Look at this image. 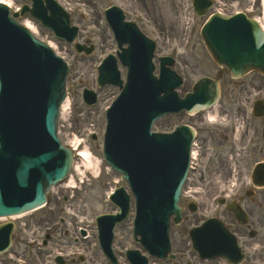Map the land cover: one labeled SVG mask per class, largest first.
I'll return each instance as SVG.
<instances>
[{"label":"water","instance_id":"obj_1","mask_svg":"<svg viewBox=\"0 0 264 264\" xmlns=\"http://www.w3.org/2000/svg\"><path fill=\"white\" fill-rule=\"evenodd\" d=\"M44 1L46 7L41 0H32L33 8L24 7L21 13L29 11L56 36L71 42L76 29L69 27L67 14L53 0ZM209 5L207 0L194 1L199 15ZM107 18L119 47L128 45L119 55L128 68V80L107 111L105 160L128 183L135 199V238L140 237L139 243L149 254L163 258L169 252V218L174 215L175 223L180 220L177 202L188 169L192 131L179 127L173 134H152L150 128L165 113L193 107L197 111L212 104L218 96V81L201 78L192 94L178 99L174 89L181 80L165 68L169 60H161L157 80L150 63L153 44L144 40L133 25L122 23L116 9L109 10ZM201 36L216 64L224 66L232 77H241L249 70L264 75V31L255 21L242 14L213 15ZM76 49L81 51L83 47L76 45ZM66 73L64 63L0 5V216L40 206L48 189L70 169L71 153L56 136ZM98 83L119 85L112 56L99 68ZM84 100L93 104L95 96L85 91ZM258 173L263 175L259 179L264 180L263 165ZM111 202L120 213L100 216L97 224L100 244L111 263L116 264L110 250L111 233L115 223L124 219L129 197L120 188ZM3 230L0 227V250L9 244V231ZM198 236L209 244L208 254L213 251L223 254L234 248L231 238L215 223L192 231L194 248L200 252ZM127 257L132 264H146L137 251H129Z\"/></svg>","mask_w":264,"mask_h":264},{"label":"rangeland","instance_id":"obj_2","mask_svg":"<svg viewBox=\"0 0 264 264\" xmlns=\"http://www.w3.org/2000/svg\"><path fill=\"white\" fill-rule=\"evenodd\" d=\"M23 1L12 0V6H16ZM217 1L216 6L218 7L216 8L218 9L219 6L222 8V3L228 4L226 8L229 14L227 15H231L236 10H244V1L246 5L254 8L255 14H248L250 17H256L258 14L259 0ZM57 2L67 10L71 11L72 9L75 11L74 13L71 12V23L79 29L78 41L87 45L92 44L94 51L88 56L77 54L72 46L56 40L49 31L40 26H35L34 35L46 43L53 45L55 52L65 60L69 69L67 92L69 94L70 105L65 116L66 119L59 120V137L62 141H67L71 136L85 139L89 151L95 158L100 160L98 173H96L98 176L91 171H86L84 177L74 173L73 177L77 183L75 190L71 188L66 189L65 187L59 188L61 190L57 194V196H68L69 201L67 203L63 201L59 202L60 200H58L57 203L56 201L54 202L55 205H58V208H54L53 211H49L46 207L45 209L13 220L14 223L20 222L23 227L24 223H26V235L30 237L25 239L19 236L18 232L16 233L9 260L14 262V259H20L21 261L24 260L22 263L25 264H42L45 255L37 253L33 246L35 243H29L28 239L31 238L32 234L33 237L36 236L38 239H41L42 236L38 235L36 231L38 225L45 227L49 224L52 225L53 230L63 235L61 237V242L63 243H72L74 237L79 238L75 247L80 251L76 254L83 255L85 260L84 262L75 260L74 264H108L98 247L94 220L97 215L111 213L114 210L106 195L111 188H116L121 183H119L118 177L109 172L101 162L105 109L116 98L118 93L117 88L106 86L100 89L96 84L98 64L108 54H114L116 50L115 41L105 24L104 10L111 5L121 7L127 19L136 23L140 30L156 43L154 56L156 68L158 64L156 58L165 55L172 56L175 59L174 70L185 80L183 86L185 89L202 76L214 77L218 69L206 53L199 35L201 26L207 15L201 18H196V16L192 15L191 0H57ZM171 16L176 20L174 22L175 26L172 29L166 27L167 21L172 18ZM120 71L122 78H124L125 70ZM259 83H264L262 82V77L260 78L255 74H249L237 81H233L228 75H223L222 87L225 90L224 98L229 99L228 94L232 87L234 91L241 95V100L244 98L247 100L250 93L249 88L255 85L258 87ZM247 85L249 87H244ZM83 89H92L98 93V101L95 106L87 107L84 105L82 101ZM261 96L264 98V87ZM243 109H245V106H241L240 110H237L236 116L245 118L246 123L248 116L247 112L244 113ZM252 122H254V132L257 135H262L264 133V117ZM171 127L172 122L162 119L155 124L154 130L165 132ZM242 131L245 132V129L243 128ZM249 134L251 135V130H249ZM92 136L94 137L93 139ZM262 142H264V137L260 143ZM258 158L264 160V152L261 155L259 151H255V154L250 156L243 164L246 166L253 165L254 161ZM241 175L242 184H245L248 181V172L242 170ZM78 178L81 179V182L77 180ZM233 178L235 179L233 182L237 183L235 173ZM243 187L249 186L245 184ZM261 207L264 208V204ZM130 211L127 219L116 227L114 233L113 250L119 264H128L124 256L125 250L136 247L132 240V220L134 217L132 203ZM209 216L219 217L229 228L232 230L235 228L234 221L228 212L209 201L201 202L197 213H187V216L179 225L171 228V237L174 239L175 246L177 244L181 245L188 254L185 261L190 260L189 255L192 253L190 245H188V230ZM62 219H65V223H60ZM68 222L70 223L69 225ZM261 226L264 227V221L263 224L261 223ZM78 227L87 229L90 237L82 240ZM60 244L54 242L53 246H58L59 248ZM67 250H70V248ZM2 260H4V256H0V261ZM150 263L172 264L168 261L156 262L153 260Z\"/></svg>","mask_w":264,"mask_h":264},{"label":"flooded vegetation","instance_id":"obj_3","mask_svg":"<svg viewBox=\"0 0 264 264\" xmlns=\"http://www.w3.org/2000/svg\"><path fill=\"white\" fill-rule=\"evenodd\" d=\"M235 102L234 97L231 95L229 96V100H227L222 106H220V110L217 112V116L220 118L219 115H223L222 118L224 124L226 126L220 127H213L212 129H209L206 127V117L203 114H197L193 119H191L189 125H191L195 132H196V144L197 148L199 150L198 156L193 162V168H195L193 172V176L195 177L194 180H192V183L188 187V191L186 192V195L188 197H191L193 199L201 197L198 195L197 192L198 189L203 190L204 186H206V190L202 191L203 194L210 196L211 198L214 196V190L216 188L217 183L224 182L228 183L230 180L231 174H230V167L236 166L238 169H240V161L243 159V151L238 153L237 156L239 158L238 162H230L228 160V157L231 155H235V149L234 146H237L240 150H244L248 144L250 146L258 145L260 142V138L257 136V133L254 132L252 135H249L245 132L244 135H235L232 132V127H234L235 124V117L232 116L234 113ZM183 117V116H181ZM197 187V189H195ZM236 192H238V189H236ZM256 195V193H255ZM237 199L244 203L243 196L241 194L237 195ZM65 200V199H64ZM190 199H185V202H189ZM252 201L256 202H263L264 196L260 195L258 197L254 196L253 198L247 199V202L245 204V210L249 213L250 217L253 218V207L247 205L248 203H251ZM254 202V203H256ZM258 219L255 218L254 220H251L250 226L252 229H254L255 226H257ZM245 228H239L237 229L238 237L240 239L241 246L243 250H246V248H249L252 244V238L245 240V234H246ZM264 237V232L262 233ZM258 234L256 233L253 237V239H257ZM55 240V237L53 235H49L48 239L52 242ZM245 253V264H250L251 260L252 262H255L259 258L262 259V263H264V255H247V252ZM252 264V263H251Z\"/></svg>","mask_w":264,"mask_h":264},{"label":"bare ground","instance_id":"obj_4","mask_svg":"<svg viewBox=\"0 0 264 264\" xmlns=\"http://www.w3.org/2000/svg\"><path fill=\"white\" fill-rule=\"evenodd\" d=\"M0 1H3V0H0ZM263 6H264V0H263ZM172 17V16H171ZM174 22H176V20H174V18L172 17V18H170L168 21H167V23H166V27L167 28H170V29H172L173 28V26H175V23ZM24 25L31 31V32H33L35 29V27H34V25L31 23V22H27V21H25L24 22ZM264 28V27H263ZM53 47V46H52ZM69 103H70V100L69 99H67L65 102H64V104H63V109H65V108H67L68 106H69ZM84 157H85V159H86V163H87V165L88 166H91L92 167V169H94V172H95V170L97 171V168H99L98 167V164H99V161L98 160H95L94 158H92L91 156H90V154L88 153V151H84ZM78 171H80L79 170V168H78ZM21 215H18V216H14L13 218H16V217H20Z\"/></svg>","mask_w":264,"mask_h":264}]
</instances>
